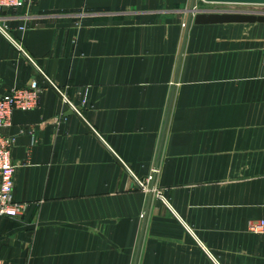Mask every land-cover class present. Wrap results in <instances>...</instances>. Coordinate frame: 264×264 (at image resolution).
<instances>
[{"label":"crops","instance_id":"crops-1","mask_svg":"<svg viewBox=\"0 0 264 264\" xmlns=\"http://www.w3.org/2000/svg\"><path fill=\"white\" fill-rule=\"evenodd\" d=\"M192 2L0 15V93L41 91L3 130L0 264H264V24L187 29Z\"/></svg>","mask_w":264,"mask_h":264},{"label":"built area","instance_id":"built-area-1","mask_svg":"<svg viewBox=\"0 0 264 264\" xmlns=\"http://www.w3.org/2000/svg\"><path fill=\"white\" fill-rule=\"evenodd\" d=\"M32 2L33 0H0V15L6 10L19 9ZM229 12L264 14V7L233 9ZM1 86L2 81L0 79V88ZM40 95L41 91L36 86L17 87L5 95L0 93V217H22L27 210L25 204L17 203L14 198L18 166L12 161V140L4 136L3 130L11 125L15 110L28 112L36 109L40 104ZM263 226L264 223H261L260 226H253V230Z\"/></svg>","mask_w":264,"mask_h":264},{"label":"water","instance_id":"water-1","mask_svg":"<svg viewBox=\"0 0 264 264\" xmlns=\"http://www.w3.org/2000/svg\"><path fill=\"white\" fill-rule=\"evenodd\" d=\"M201 1L207 5H237V6L264 7V0H201ZM195 4H196V0H193L189 11L190 21L188 23L187 29H189L191 23L194 24L195 26L264 24V14L247 13V12L197 11ZM72 110L77 112V110L74 108H72Z\"/></svg>","mask_w":264,"mask_h":264},{"label":"rangeland","instance_id":"rangeland-1","mask_svg":"<svg viewBox=\"0 0 264 264\" xmlns=\"http://www.w3.org/2000/svg\"><path fill=\"white\" fill-rule=\"evenodd\" d=\"M201 2V0H200ZM198 3V0L197 2ZM197 4H195V7H196V10L197 11H201L199 8H198V5L196 6ZM215 7L220 10L219 12H229L231 10H239V9H253L254 6H237V5H215ZM188 25H185V27L187 28Z\"/></svg>","mask_w":264,"mask_h":264}]
</instances>
